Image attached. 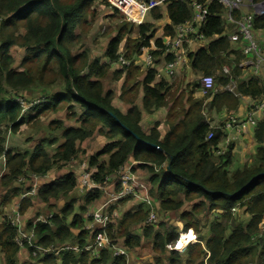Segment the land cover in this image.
I'll return each mask as SVG.
<instances>
[{
	"label": "trees",
	"instance_id": "trees-1",
	"mask_svg": "<svg viewBox=\"0 0 264 264\" xmlns=\"http://www.w3.org/2000/svg\"><path fill=\"white\" fill-rule=\"evenodd\" d=\"M259 1L262 0H254ZM163 3L166 4L164 12L158 6L151 8L147 19L140 25L127 21L119 24L104 50L106 61L103 62L98 58L91 59L87 51H79L77 47L90 28L87 17L95 16L96 4L108 6V0H0V157L5 159V171L0 181L4 185H13L11 198L19 197L30 186L19 183L20 178L25 180L32 174L44 176L53 168H64L80 153L79 144L98 132L111 142L88 157L89 167L96 170L93 179L97 183L106 185L107 176H113L119 167L130 161L139 162L137 167L148 172L146 182L150 186V195L152 198L156 195L159 200L156 204L153 198L158 215L167 216L179 211L182 232L188 227L198 230V214L201 212L217 213L206 241L209 251L206 264H264V241L259 244L255 236L264 217V176L237 193L252 177L264 172V120H260L252 131L256 143L254 163L247 162L229 175L227 169L232 161V147L222 156H217L214 151L224 137L222 122L229 116L228 112L238 108L240 100L227 91L212 94L208 102L207 97L196 98L198 84L194 83L182 89V103L181 97L172 101L171 81L165 78L156 81L153 69L141 72L134 60L135 55L140 54V47L148 46L155 38V23L164 14L170 20L163 28L168 36L174 34V25L192 17L191 8L182 0H165ZM119 5L123 9H133L124 1ZM224 11V5L217 0L209 3L202 26L207 45L191 54L190 70L215 75L223 65H228L231 76L237 80V90L245 97L257 99L262 93L260 80L256 77L238 78L244 55L229 49L227 32L236 25L225 22ZM231 15L240 20L243 14L235 8ZM252 26L254 31L264 29V13L253 15ZM131 32H135L136 37H130ZM239 39L242 41V36ZM123 40L124 58L129 64L115 70L114 78H123L120 99L129 104L125 113L112 105V92L105 90L103 85L111 63L118 60ZM155 43L161 47L162 39H155ZM13 48L25 52L18 67L15 66ZM159 54V51H152L153 56ZM214 79L221 85L228 82L223 73ZM140 89L143 93L141 107L135 104ZM27 94H37L45 101L29 106L32 101ZM19 98L29 106L24 111ZM169 103V117H172L174 107H180V113L176 111L172 119L175 121L178 115L182 119L175 121L163 136L158 129L159 123L144 131L140 125L142 111L150 113ZM77 106L79 113L76 112ZM209 110L228 114L219 127L212 129L207 121L205 112ZM61 111H65L66 118L76 125H66L63 119L48 122L51 131L57 132L62 139L53 153L43 144L25 152L7 147L9 134L19 133L23 125L32 124L39 115ZM209 131H213V137L206 140ZM170 158L167 167L164 162ZM77 184V175L67 171L58 179L40 185L36 199L49 204L76 188ZM100 196V190L88 192L83 204L70 198L59 212L51 213L46 223L38 222L34 228L32 220L26 223V231L34 229L38 246L57 249L62 245H77L80 248L79 251L62 250L58 254L37 252L34 257V248L25 247L33 261L28 264H126L128 257H112L109 251L103 250L99 258L92 259L83 249L87 241H92L93 234L85 228L87 219L82 214ZM129 200L132 198L110 204L107 234L114 243L127 250L139 247L143 237L150 238L151 248L157 254L153 259L160 264L165 245L173 246L181 237L180 231L163 229L162 224L161 229L155 231L152 225L145 224L149 208L144 204L135 211L124 212L121 218L113 216L117 206ZM32 201L30 196L20 200L21 213L32 205ZM185 205L187 209H184ZM235 206L242 213L247 212L249 218L234 217L231 208ZM134 228H138L141 234L134 233ZM16 235V226L3 213L0 217L2 264H19L20 248ZM204 258L205 251L201 243L196 242L187 245L185 254L170 251L168 264H204Z\"/></svg>",
	"mask_w": 264,
	"mask_h": 264
},
{
	"label": "built area",
	"instance_id": "built-area-1",
	"mask_svg": "<svg viewBox=\"0 0 264 264\" xmlns=\"http://www.w3.org/2000/svg\"><path fill=\"white\" fill-rule=\"evenodd\" d=\"M130 3L136 4L138 6L139 11L141 12L140 18H133L127 15L120 6L113 3L111 0H108L110 3L109 6L113 9H116L118 12H122L126 17L127 22H131L134 25H140L143 23L151 8L163 4L165 0H127ZM189 5L192 10V17L190 20H186L180 24L174 25L172 36L166 35L162 39V46L158 47L155 43V39L159 37H155L149 41L148 46L140 47V54L143 59V63L145 66H152L156 61H160V65L162 66L161 71H158L155 74V80L159 81L162 79L161 73L163 72L169 76H177L184 71H188L191 68V54L193 53V47L198 44L207 43L205 36L202 32V26L206 21L208 15V6L209 3L213 0H182ZM221 4L224 5V20L226 23H232L236 25V34L232 41H236L238 36H242L243 45L241 47V52L246 58H251V62L253 65L252 75L250 77H256L261 82V96L257 99H254L252 96H243L237 90V80L233 76H231V68L228 65H223L221 67L222 73L228 77L227 84L223 85L221 88L222 91H227L231 93L234 97L241 100H246L248 102V110L244 117L235 118L233 116H229V118L223 122V125L227 128L235 129L237 134H227L224 135L221 142L218 144V147L215 149L214 153L217 156L225 155L232 147H234V142L238 140V136L247 128H251L252 130L257 126L260 120H264V75L260 74V69H264V29L254 31L252 26L253 15H261L264 13V0L259 2H254V0H248L250 7L254 9V14H244L241 16L240 20H235L231 15V11L235 8L239 9L243 0H217ZM262 37L263 42L261 43L258 38ZM151 51H159L160 56L154 57L151 54ZM117 62L121 66H127L129 61L124 58V55L118 54ZM241 64V63H240ZM239 66L241 67V65ZM260 65H263V68H260ZM242 68V67H241ZM198 79V93L201 95H207L208 93H215L217 91L215 86L214 75H205L200 74L196 76ZM20 105L23 107V111L26 110L29 106L35 105L37 103H43L45 98H39L30 103V105H26L21 98L18 99ZM214 129L219 127V124H210ZM9 136V135H8ZM213 137V131H209L206 140H210ZM255 142V141H254ZM256 145V143H255ZM256 149V148H255ZM73 160V159H71ZM139 162L130 161L125 165L118 168L115 172L114 184L117 189L112 192H105L108 195V199L105 202H102L93 209L89 213V219L86 220L85 228L90 229L93 234V239L89 244H86L83 249L90 253L92 259L99 258L101 252L103 250H107L111 253L112 257H120L123 256L125 258L128 257L129 250H127L123 245L114 243L110 236L107 234L106 227L110 221L109 215V206L112 203H115L124 198H132L140 201L142 204L146 205L149 208V212L147 215V219L145 220V224L152 225L153 227H157L158 220V211L152 196L150 195V186L146 181L141 180L136 172L134 171L138 166ZM5 171V159L4 156L0 157V176ZM95 168L89 167L88 161L83 162L80 165V173L77 177L79 189L83 191L86 190V193L100 190L102 193L104 191V187L106 185H101L97 183L93 179V174L95 173ZM39 175L32 174L29 177L31 181L29 191H26L21 194L20 199H24L26 196H34L37 194V182L40 180ZM109 177L107 176V180ZM20 182L25 183L26 179L20 178ZM19 204H16L12 209V214L9 216V219L13 226L17 228L16 235V243L19 248L32 247L34 250L32 251V256H36L37 252L41 253H59L62 250H72L79 251L80 248L77 245H62L60 248H53L52 246L43 247L35 244V232L34 225L38 222L46 223L48 218L45 217H37L33 221V228L24 231L22 225V216L19 212ZM239 208L237 206L231 208L232 215L234 217H239L237 213L239 212ZM245 215L249 214L245 212ZM113 216L117 217V213L114 211ZM211 216V215H210ZM209 219H213L210 217ZM256 240L257 242L264 241V217L260 220L257 228ZM200 242L197 240L195 233L192 228H190L186 234L179 240L175 242V244L169 247L172 250H182L183 247L187 246L191 243ZM209 257V251L205 248V258L204 264H206V260ZM256 264V263H249Z\"/></svg>",
	"mask_w": 264,
	"mask_h": 264
},
{
	"label": "rangeland",
	"instance_id": "rangeland-1",
	"mask_svg": "<svg viewBox=\"0 0 264 264\" xmlns=\"http://www.w3.org/2000/svg\"><path fill=\"white\" fill-rule=\"evenodd\" d=\"M119 3H120L119 0H117L118 6H120ZM106 7L107 6H103V5L101 6V4L95 5L96 14L93 18H90V16L87 17V24H89L90 28L87 31V33L83 34V36L81 37V43H80L79 47H77V49H79V51H87L90 55V58H92V59L98 58V59H102V61H104L103 53L105 50L106 43L108 42V40L112 36H114L116 34L118 25L125 22L119 14H108ZM121 9L127 15H129L133 18H139L140 13H141L139 10H138L139 12L138 11L132 12V10L133 11H135V10L134 9H132V10L131 9H123V8H121ZM138 14H139V16H137ZM148 19L150 20V17H148ZM131 34L135 35V32H131L129 35H131ZM156 36H160V33L156 34ZM12 53L15 57V66L18 67L20 60L23 58L25 52L21 48H13ZM187 72L188 71H184L181 74L175 76V78L171 80L170 83L173 84V89H177L179 87L181 88V86H183V85L186 86L187 84L192 85L194 83H198L197 77H195V76L187 77ZM111 73H112L111 70H109L107 72L106 78L103 79L105 84L107 83V77L110 78ZM221 74H222V70L219 69L216 71L214 76H218ZM112 75L114 78L113 73H112ZM114 79H116V78H114ZM122 84H123V81H122L121 87H120V82L111 81V84H109V85L114 90L120 88V95H121ZM215 86H216V81H215ZM196 89H197L196 93L199 92L198 87ZM211 94L212 93H208L207 95L199 94V95H196V98L209 97ZM27 96L30 97V100H29L30 102L41 98V97H38L37 94H34V95L27 94ZM25 97H26V94H25ZM204 104H205V102H204ZM79 111H80V109L77 106L76 112L79 113ZM53 119H63V120H65L66 125L74 124V123H72V120L66 118V112L65 111H61L59 113L49 112V113H46L44 115H39L36 118V120L33 121L32 124L23 125L21 131L19 133H17V135L16 134H13V135L9 134V136L7 138V147L15 149V146H16V147H19L21 149H25L26 147H28L30 145L29 149H32V148H35L37 146L35 143H38V141L49 140V141H46L44 143V145L50 153H53L54 149L57 147L58 143L62 142L60 135L57 132L51 131V128L48 126V122L53 120ZM74 125H76V124H74ZM51 132H53V133H51ZM98 135H101V134L98 132H95L92 137H90V138L86 139L84 142L80 143L78 146L80 149V151H79L80 153L77 155V157L74 158L73 160H71L62 169L53 168L50 171V173L44 178L45 181L39 180L37 182L38 188L40 185L44 184L46 181H52V180L58 179V177H61L64 174H66L67 171H73V173H75V175H77V177H78L79 173H80V165L83 162H87L88 157L90 155L94 154L95 152H97L99 149H101L103 146H105L106 144H108L110 142L105 137L98 136ZM241 148H242V145L237 140L234 143V148H233L234 152L241 150ZM18 150H20V149H18ZM248 157H249V154H248ZM251 157L253 160V158H255V155L254 156L251 155ZM142 170L145 171L144 178H146V180H148L147 170L146 169H142ZM110 181H114V180L112 179ZM109 182L104 187L103 193L101 192L100 198H98L96 201L89 204L87 206V208L85 209L83 217L86 218L87 221L89 219V213L93 209H95L97 206H99V204H101L102 202H105L106 199H108V195L105 192H112L109 189ZM19 183H21V182H19ZM23 184H25V186H29V184H31V181L29 180V178H27L25 183H23ZM12 187H13V185H4L2 183V181H0V217L2 216L3 213L7 214L9 217L12 214V209L14 208V206L16 204L20 205V202L18 200L19 199L18 196L11 198L12 191L10 189ZM79 187L80 186L77 184L76 188H73L70 192H68L66 195L62 196L59 200H51L49 204L43 203V202H41V200L36 199V195L30 196L31 198H33L32 205L30 207H28L25 212L21 213V211L19 210L20 215L22 216L23 230L26 232L25 226H26V223L30 222V220H32V222H33L39 216L48 218L52 212H59L60 209L62 208V206L65 203H67L70 198L78 201V204H83L84 203V197L87 195V193H86L85 189H83V191H81L79 189ZM9 199H10V201H9ZM5 202H8V203L6 204ZM19 208H20V206H19ZM124 209L127 210V207L123 206V205L117 206L115 212L117 213L118 218H121L123 213L126 212V211H124ZM237 215H239V217L242 220H246L248 218V216H246L241 211H239L237 213ZM170 217H167L163 213H160V215H158L157 228L161 229L160 224L164 225L163 229H167V230H170L171 227H176V225H178V224L176 223V219H175L174 215L171 214ZM198 219H199L198 229H199L200 233L202 232V230L204 233H206L207 227L209 225L208 222H210L209 215L201 212L200 214H198ZM157 228H155V229H157ZM137 229L138 228L133 229L134 233L141 234V231H137ZM151 245H152L151 239H143L141 242V245L139 247L129 250L128 256H130V258L133 257L132 261L130 259V264H140L139 262H136V261H138L139 258L140 259L145 258L144 264H157L156 261H154V259H153V257H155L157 254L152 250ZM23 260H26V262H28V263L33 262L30 257L28 258V254H26V256L20 258L21 264H24ZM0 263H3V258H2L1 254H0ZM28 263H26V264H28ZM160 264H164V263L161 262Z\"/></svg>",
	"mask_w": 264,
	"mask_h": 264
},
{
	"label": "crops",
	"instance_id": "crops-1",
	"mask_svg": "<svg viewBox=\"0 0 264 264\" xmlns=\"http://www.w3.org/2000/svg\"><path fill=\"white\" fill-rule=\"evenodd\" d=\"M119 2H121V0H119ZM129 6H131V8H133L135 10L134 12H137L138 11V8L136 6H134L133 4H129ZM165 7H166V4H164V3L161 4V5H159V8H160L161 12H164L165 11ZM106 9H107V13L108 14H119L122 17V19L124 21H126V17L123 15L122 12H118L117 10L115 11V9H113L109 5L106 7ZM239 10H240V12H242L244 14H254V9L252 7H250V4H249V1L248 0H243L242 1ZM137 16H139V14ZM140 17H141V13H140L139 18ZM168 23H170V20L167 18L166 14H164V16L160 20L156 21V23H155V27H156L155 37H159V36H156V34H159V33H160V37L159 38H161V39H163L166 36L165 33H164V31H163V28ZM235 32H236V28L230 29L227 32L228 39L230 41V48L229 49H231L232 51H235V52H241V47L243 45V41H240L239 36H238V38H237L236 41H232L231 40V38L233 40H235L234 39V36L237 35ZM132 34L129 35V36L132 37V38L133 37H136V33H135V35H132ZM258 40L261 43L263 42L261 36H259ZM107 43L105 45V48L107 46ZM206 45H207V43L198 44L195 47H193V51L192 52H196L198 49L203 48ZM124 46H125V43H124V40H123V42L120 44V47H119V50H118L119 56L120 55H124ZM151 54H152V51H151ZM135 56L136 57H134V60L139 65L141 72H144L146 69H149V68H151V69L154 70V74H156L158 71H161L162 66L159 63L160 62L159 60L156 61L152 66H145L144 63H143L144 61H143V59L141 57V54L135 55ZM159 56H160V54L159 55H155L154 57L157 58ZM250 60H251V58L248 59V58L244 57V59L242 60V62H240L241 63L240 65H241L242 68H241V74L238 77L239 79H241V80H247L252 75L253 65H252V62ZM104 61H106V59H104ZM122 67L123 66H121L117 61H115L114 63H111V69L110 70L114 74V71L115 70H118L119 68H122ZM260 68H263V65H260ZM112 73H111L110 78L107 77V83L106 84H105V82L103 80L104 89L105 90H110L112 92V96H113L112 97V105L115 108H117L118 110H120L122 113H125L127 111L128 107H129V104H127L125 101H122L120 99V96H119L120 95V88L114 90L109 85V84H111V81H113V82H120V87H121V83L123 81V78L120 77V78H118L116 80V79L113 78ZM260 74L261 75H264V69H260ZM198 75H200V73H196L193 70H188V72H187V77H190V76H195L196 77ZM161 77H162V79L165 78V79H167L169 81H171L172 79L175 78L174 76L166 75L163 72L161 73ZM186 87L187 86H184L183 85V86H181V88L179 87L176 90L175 89H171L170 90V92H171L170 99L173 101L176 97H181V95H182L181 92H183L182 89H184ZM222 87H223V85H221L220 83H218L216 81V89H217L216 92L217 93L223 92L221 90ZM195 95H199V93L197 92ZM142 96H143V93H142V90L140 89L139 92H138V95H137V99L135 101V104H137L139 107H141V105H142ZM209 97H207V100H206L207 102L210 100ZM180 103H182V97L180 98ZM183 103L185 104V109H186L187 108V104L185 102V98L183 99ZM170 108H171V103H169V105H166L164 108H161L159 110H154V111H152L150 113H147L145 111H142V118H141L140 125L142 126L143 130L144 131H148L151 127L154 126L155 123H159L158 129L160 131V134L162 136L164 134H166L169 131L171 125L175 121L182 119V116L181 115H178L177 116V119L175 121L172 119L173 116H176V111L180 113V107H174L172 109V117H169V114H171ZM247 110H248V102L246 100H241L238 108L236 110H233V111L228 112V114H229V116H233L235 118H241V117H244V115L246 114V111ZM205 113H206L207 121L210 124H221V121H223L226 118V116L228 115V114H226L225 111L220 112V113H217L214 110H209V112H205ZM229 116L225 119V121L229 118ZM222 124H223V122H222ZM222 129H223L222 131H223L224 135H227V134H237L235 132V129H233V128H227V127H225L223 125ZM252 131L253 130L251 128H247L246 131L244 130L238 136V141L241 143L242 148H241V150H239L237 152H234V150H232V161H231V164H229L228 169H227L229 175H231L234 170H237V169L241 168L247 162H249L250 164H253L254 163L255 158H253V160H252L251 155L254 156L256 145H255V142H254V139H253V132ZM51 133H53V132H51ZM98 136L105 137L102 134L101 135H98ZM106 139L109 140L108 138H106ZM46 141H49V140L38 141V143H35V144L36 145H39V144H43L44 145V143ZM109 141L111 142V140H109ZM29 147H30V145L28 147H26L25 149H21V148L15 146V149L14 148H10V149L15 150V151H20V152L32 151L33 148L32 149H29ZM18 149H20V150H18ZM101 149H99L97 152H99ZM97 152H95V153H97ZM248 154H249V157H248ZM134 171L136 172L137 176L141 180L146 181V178H144V175H145V171L144 170L140 169L139 167H136V169ZM46 176L47 175L40 176L41 177L40 180L45 181L44 178ZM112 179L115 180L114 175L113 176H110L107 181L109 182ZM108 182H107V184H108ZM29 189H30V186L24 192L29 191ZM109 189L111 191L117 189L116 185L114 184V181H110L109 182ZM20 196H19V199H18L19 202L21 200L20 199ZM153 198L155 200V203L158 204L159 200H157L156 195H154ZM140 205H142V203L140 201H138V200H135V199L129 200V201H127L123 205V206H126L127 207V210L124 209V211H128V210L129 211H135L137 209V207L140 206ZM187 208H188L187 205H185L184 206V209H187ZM211 212L213 213V211H211ZM211 212L210 213L203 212V213H205L207 215L208 214L211 215L210 217H213V219H214V217H215V215L217 213L211 214ZM83 214H82V216H83ZM171 214L174 215V217L176 219V223L178 224V225H176V227H171V228H175L178 231H180L179 234L181 235V238L186 234V232L190 228H192L193 231H194V233H195V236L197 237V240L200 241V243H201V245H202V247H203V249L205 251L206 241L210 237V229L209 228H210L212 219L211 220L209 219L210 222H208L209 225L207 227L206 233H204L203 230L200 233L199 229L198 230H195L193 227H188L187 229H185L182 232V230H183V223L181 222V219H180V212L179 211L178 212H172V213L168 214L167 217H170ZM155 228H157V227H154V230L156 231L158 228L157 229H155ZM143 239H150V238L143 237L142 240ZM142 240H141V242H142ZM90 242L91 241H87L86 244H89ZM169 247H171V246L168 245V244L165 245V254L161 258V262H163L164 264H168V259H169V256H170V251H173ZM186 250H187V246L183 247L182 250H180V251H178V250H174V251L180 252L181 254H185L186 253ZM26 254H28L27 249L26 248H20V252L17 255L18 256V260H19V264H21L20 258L26 256ZM29 257H30V255L28 254V258ZM130 259L132 261L133 257L130 258V256H128V258L126 260V264H130ZM144 260H145V258H142V259L139 258L138 261H136V262H139L140 264H144ZM23 263L26 264L28 262H26V260H23Z\"/></svg>",
	"mask_w": 264,
	"mask_h": 264
},
{
	"label": "water",
	"instance_id": "water-1",
	"mask_svg": "<svg viewBox=\"0 0 264 264\" xmlns=\"http://www.w3.org/2000/svg\"><path fill=\"white\" fill-rule=\"evenodd\" d=\"M170 160H171V158L169 159V161L166 160V161L164 162V165L168 167L169 164H170ZM261 176H264V172H262V173H258L257 175H255L254 177H252V178L247 182L246 185H244L243 187H241V189L238 190L237 193H241V192L245 189V187H246L248 184H250L251 182H253L254 180H256L257 178H259V177H261Z\"/></svg>",
	"mask_w": 264,
	"mask_h": 264
},
{
	"label": "bare ground",
	"instance_id": "bare-ground-1",
	"mask_svg": "<svg viewBox=\"0 0 264 264\" xmlns=\"http://www.w3.org/2000/svg\"><path fill=\"white\" fill-rule=\"evenodd\" d=\"M115 4H117V0H112ZM121 1H124L125 3L127 4H133V3H130L129 1L127 0H121ZM120 4V3H119ZM134 6L138 7L137 5L133 4ZM139 10V9H138Z\"/></svg>",
	"mask_w": 264,
	"mask_h": 264
}]
</instances>
